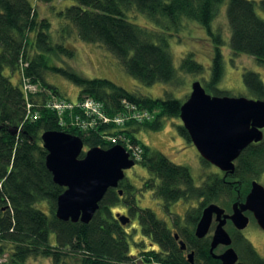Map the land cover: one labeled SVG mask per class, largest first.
<instances>
[{"label":"trees","instance_id":"obj_1","mask_svg":"<svg viewBox=\"0 0 264 264\" xmlns=\"http://www.w3.org/2000/svg\"><path fill=\"white\" fill-rule=\"evenodd\" d=\"M52 1L63 3V0H0V259L8 253L7 260L2 259L0 264H29L30 257L48 258L52 264H147L151 258L159 264H189L174 234L186 249L193 251L195 262L221 264L209 253V237L194 236V225L204 205L220 202L223 196L242 197L247 192L252 178L263 170L264 136L242 150L234 161L232 174L223 177L219 172L210 173L200 185H195L187 166L172 163L159 151H150L132 128L141 125L160 130L162 119L178 118L179 100L142 95L106 78H87L57 65L55 59L74 57V45L65 42L70 25L78 40L110 52L124 72L142 85L168 83L175 73L168 40L180 32L185 22L191 21L204 30L211 46L208 73L202 86L209 94L228 95L219 88L224 72L221 52L224 39L212 30V23L224 7L230 50L251 55L264 66V0H71V4L59 6L54 12L59 24V42L53 39L50 22L38 14L39 4ZM133 11L144 15L159 33L144 30L129 20ZM204 68L191 53L179 62V69L187 73L199 74ZM47 72L76 86L77 99L90 97L102 102L110 115L120 110L122 100L154 112L149 122H128L122 132L132 144L141 147L139 162L150 175L144 186L152 182V195L162 201L166 212L177 201L198 200L196 208L185 211L184 227L175 221L171 230L152 210L137 207L129 192L133 188L128 186L126 178L116 188L106 191L88 223L55 217L56 198L63 187L53 183L45 167L41 133L63 131L79 136L88 148H107L111 144L102 136L112 134L113 129L102 125L83 132L69 124L72 118L68 115H64L66 124L61 125L56 112L48 109L46 103L52 97L66 98L45 81ZM241 80L251 98L264 100V84L258 73L243 70ZM25 81L35 86L36 91L25 90ZM40 96L44 103L37 102ZM34 113L37 118L33 120ZM176 130L190 142L182 124ZM127 193L132 199L128 204L129 221L136 216L141 236L156 246L139 255L129 248L131 233L125 230L126 224H120L115 217L117 212L110 210ZM42 201L49 206L48 214L36 206ZM229 234L232 246L238 251L236 264H264V257L239 232L231 228Z\"/></svg>","mask_w":264,"mask_h":264},{"label":"water","instance_id":"obj_2","mask_svg":"<svg viewBox=\"0 0 264 264\" xmlns=\"http://www.w3.org/2000/svg\"><path fill=\"white\" fill-rule=\"evenodd\" d=\"M178 118L200 157L228 175L233 173L234 161L242 150L263 138L264 100L212 95L195 80L190 84L187 99L179 107ZM40 140L46 151L45 167L53 183L63 187L54 209L55 217L61 221L88 223L106 191L116 188L124 178V170L135 164L119 144L107 148L94 146L83 151L84 144L79 136L57 130L42 132ZM245 211L252 213L256 225L264 232V187L256 180L250 182L244 201L231 204L229 214L212 202L202 209L195 224L194 236L200 239L206 236L212 221L216 222L209 253L221 264L238 261L224 225L229 220L237 231H242L249 220ZM115 217L122 225L129 221L119 213ZM178 244L182 250L185 248L181 240ZM219 245L224 246V250L214 253ZM186 258L190 264H195L192 252H188Z\"/></svg>","mask_w":264,"mask_h":264},{"label":"rangeland","instance_id":"obj_3","mask_svg":"<svg viewBox=\"0 0 264 264\" xmlns=\"http://www.w3.org/2000/svg\"><path fill=\"white\" fill-rule=\"evenodd\" d=\"M62 2L61 4V2L52 1L48 4H39L38 6V14L41 17H45L50 22L51 33L53 39L56 41H58L59 32L57 31H59V24L54 12L59 6H66L72 3L71 0H63ZM51 5L54 6L52 7ZM129 15V20L141 26L144 30L159 33L144 15L135 11L130 12ZM212 30L219 32L224 39V44L221 47L224 72L219 83V88L227 92L229 96L251 98L242 83L241 73L243 70H252L258 73L264 84V66L259 65L256 59L251 55L233 53L230 50L227 43L230 32L226 22L224 7L219 10L214 19ZM68 31L69 35L65 42L74 45V57L70 59L61 58V60L60 58H56L55 63L57 65L66 66L87 78H106L129 91H136L142 95L151 96L152 98H175L182 103L187 99L190 93L191 82L198 80L202 84L203 77L207 76L208 73L207 63L209 62L211 54V46L208 44L209 41L207 40L204 30L191 21L185 22L180 32L177 35H172L168 40V52L175 68L174 79L168 83H155L150 86H144L126 74L110 52L98 45L88 44L78 40L76 38L75 29L70 25H68ZM29 51L31 52V49H29ZM189 53L192 54L194 59L205 66L202 73H187L179 69L180 60ZM62 59H64L63 62ZM44 79L46 82L55 86L59 96L73 102L76 100L78 88L69 81L48 72L44 74ZM12 80L14 81V79ZM34 89L30 88L29 91H36V87ZM37 102L40 104L44 103V99L40 96ZM162 121L160 130L153 131L141 127V125H134L132 128L135 132H133V130L132 132L136 134L137 139L143 145L149 147L150 151H159L172 163L187 166L195 185H200L206 175L210 173L219 172V174H222L215 166L203 163L192 143L179 136L176 130V127L181 125L179 118H165L162 119ZM87 148L88 147L84 146L83 151ZM124 178H126L133 188L132 191L129 192H131V197L133 199L135 198L136 206L152 210L156 217L164 221L166 225H169L171 229L174 228L173 224L175 221L181 226L185 225V221L183 220L185 211L198 206V200H191V202L180 201L171 204L169 206V211L166 212L163 208L162 201L152 195L150 188L152 182L148 187L144 186V184L149 181L150 175H148L145 167L140 163L134 164L131 168L124 170ZM255 179L264 187V165L263 170ZM154 181V183H157L156 179ZM122 196L123 200L110 206V210L120 214H130V211H128V204L132 202V199L128 193ZM230 201L231 198L223 196L221 197V201L217 202V204L228 213L230 211ZM36 206L45 213H49V206L46 202H39ZM170 223L173 227H170ZM178 227L180 226L178 225ZM124 228L131 233L128 240L129 248L132 253L139 255L143 251H148V249L151 248L148 239L140 234L136 216L132 217L130 223L128 225L126 224ZM231 228L230 224L225 225V229L228 232ZM212 229L213 224L210 227L207 237L211 235ZM240 234L251 244L259 256L264 257V232L256 223L249 222ZM240 255L243 257V254ZM7 257L8 253L5 252L1 258L7 260ZM28 262L29 264H52L48 258L44 257H30ZM133 264L137 263L134 262Z\"/></svg>","mask_w":264,"mask_h":264},{"label":"built area","instance_id":"obj_4","mask_svg":"<svg viewBox=\"0 0 264 264\" xmlns=\"http://www.w3.org/2000/svg\"><path fill=\"white\" fill-rule=\"evenodd\" d=\"M23 88L25 90L28 88L27 91H29L30 88L34 89L35 87L25 81ZM120 103V110L112 115L106 112L102 102L90 97H83L74 102L52 97L47 100L46 107L56 112L61 125L66 124L64 122V115H68L72 118L69 124L83 132H88L102 125H109L113 129L112 134H107L102 136V138L108 143L123 145L129 153V157L135 161H139L142 155L141 147L136 143L132 144L129 137L122 130L125 129L128 122L137 124L149 122L153 117V112L126 100H122ZM74 110L77 113L73 114ZM35 114L31 115L33 120L37 118Z\"/></svg>","mask_w":264,"mask_h":264},{"label":"flooded vegetation","instance_id":"obj_5","mask_svg":"<svg viewBox=\"0 0 264 264\" xmlns=\"http://www.w3.org/2000/svg\"><path fill=\"white\" fill-rule=\"evenodd\" d=\"M138 163H140V162H136L135 164H138ZM219 170V169H218ZM220 171V170H219ZM221 173H222V176L223 177H225L226 175L224 174V172H222V171H220ZM125 179V178H124ZM252 180H256L255 178H252ZM251 180V181H252ZM127 181V180H126ZM250 181V182H251ZM127 183H128V186H131L130 185V183L127 181ZM249 190H250V183H249V188H248V190H247V192L242 196V197H240V196H236V198H233V199H231V202H230V211L228 212V214L231 212V204L234 202V201H244V198H245V196H246V194L249 192ZM177 202H180V201H177ZM184 202V201H183ZM189 202H191V201H189ZM176 203V202H175ZM209 204V203H208ZM217 204V203H216ZM207 205V204H206ZM206 205H204L202 208H201V211H202V209L206 206ZM168 211H169V209H168ZM167 211V212H168ZM201 211H200V214H201ZM225 213H227V212H225ZM120 214V213H119ZM244 214L248 217V223L249 222H254V223H256L255 222V220H254V218H253V216H252V213L250 212V211H245L244 212ZM121 215V214H120ZM122 215H125V216H127L126 215V213L125 214H122ZM200 216V215H199ZM128 217V216H127ZM183 218H184V216H183ZM198 219H199V217H198ZM197 219V220H198ZM197 222V221H196ZM130 223V221H128L126 224H129ZM196 224V223H195ZM213 224V229H214V226H215V224H216V222L215 221H212V223H211V225ZM226 224H230L231 225V227L234 229V230H236L234 227H233V225L231 224V222L229 221V220H227L226 221V223H225V225ZM125 225V224H124ZM225 225H224V228H225ZM167 227L169 228V225H167ZM170 227H173V225H171V223H170ZM194 227H195V225H194ZM169 229H171V228H169ZM172 229H174V228H172ZM171 229V230H172ZM213 229L211 230V232L213 231ZM210 230V229H209ZM227 231V230H226ZM237 231V230H236ZM228 232V231H227ZM237 232H239V233H241V231H237ZM208 233H209V231H208ZM208 233L206 234V236L205 237H207V235H208ZM229 233V232H228ZM193 234H194V228H193ZM212 234V233H211ZM175 235V234H174ZM177 235V234H176ZM230 235V234H229ZM204 238V237H203ZM210 238H211V235L209 236V242H210ZM174 239L175 240H177V244H178V241H179V238H178V236H177V238H175L174 237ZM197 239H199V238H197ZM200 239H202V238H200ZM182 241V240H181ZM183 242V241H182ZM150 243V247L151 248H149L148 250H152V249H156V246L153 244V243H151V242H149ZM184 243V242H183ZM179 245V244H178ZM185 245V244H184ZM224 246H222V245H219V246H217L215 249H214V253H220V252H222L223 250H224ZM179 249L183 252V255L185 256V258H186V254L188 253V252H192L193 253V251H190V250H188V249H186V246H185V248L182 250L181 248H180V246H179ZM186 260H187V258H186ZM193 261H194V254H193ZM187 262H188V260H187ZM238 262V261H237ZM141 262H138L137 264H140ZM189 263V262H188ZM194 263L195 264H198L197 262H195L194 261ZM143 264H146V263H143ZM147 264H159L156 260H154V259H150V261H149V263H147ZM190 264V263H189ZM199 264H201V263H199Z\"/></svg>","mask_w":264,"mask_h":264}]
</instances>
